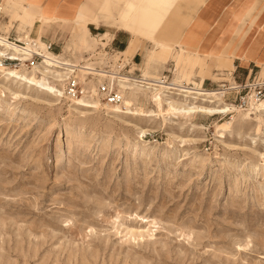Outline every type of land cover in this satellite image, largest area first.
Here are the masks:
<instances>
[{"label": "rangeland", "instance_id": "1", "mask_svg": "<svg viewBox=\"0 0 264 264\" xmlns=\"http://www.w3.org/2000/svg\"><path fill=\"white\" fill-rule=\"evenodd\" d=\"M101 2L87 5L96 21L60 23L57 42L45 33L27 37L22 7L0 2V37L36 45L32 56H40L4 63L15 60L8 51L0 66L45 76L62 93H42L0 72V264H264V113L253 109V95L244 107L230 90L246 80L236 82L227 49L217 56L186 53L180 44L205 0H152L146 10L139 0ZM128 2L135 7L126 24L138 30V42L125 54L110 43L109 32L92 34L89 23L123 31ZM71 4L76 8L80 0ZM139 49L144 62H136ZM47 53L71 66L43 75ZM108 65L114 73L142 74L119 80L126 90L121 104L103 103L94 85L87 95L69 97L66 76L79 69L85 79ZM170 68V81L161 83ZM179 86L224 92L213 106L237 110L170 114L165 121L112 113L126 111V100L133 111H156L158 92L165 107L211 99L186 97ZM75 100L99 107L86 110Z\"/></svg>", "mask_w": 264, "mask_h": 264}, {"label": "crops", "instance_id": "2", "mask_svg": "<svg viewBox=\"0 0 264 264\" xmlns=\"http://www.w3.org/2000/svg\"><path fill=\"white\" fill-rule=\"evenodd\" d=\"M2 1L5 0H0ZM72 1L15 0L23 9V21L30 28L27 37H30L32 33H36L39 37L45 33L48 34L47 39L57 42L55 35L60 30V23L66 24L73 20L76 24H86L90 20L98 19V16L89 17L90 10L87 5L90 0H80L76 8H73ZM104 1L102 0L101 5ZM212 1L205 0L197 8L192 21L183 30L180 44L187 51L186 53L199 51L205 55L217 56L227 49L232 56L230 60L235 68L236 82H244L254 77L264 79V0H221L218 7L216 5L212 7ZM23 2L26 5H23ZM139 3H141L140 8L146 10L152 5V0H139ZM134 7V3L128 2V10L123 12V31L112 28L102 31L94 23H89L91 33L93 34L94 30H100L98 35L109 32L111 34L110 43L117 50L122 51L121 53L128 50L131 45L137 46L138 30H130L126 24L129 22V17L131 18V11ZM207 8H209L210 15L205 14ZM127 32L133 33V42L132 39H128ZM109 34L105 33L102 36L106 37ZM156 42L158 46V43L162 42L168 45L161 39H157ZM135 57L136 62H140L141 57H143L142 61L145 60L141 49L137 51Z\"/></svg>", "mask_w": 264, "mask_h": 264}, {"label": "bare ground", "instance_id": "3", "mask_svg": "<svg viewBox=\"0 0 264 264\" xmlns=\"http://www.w3.org/2000/svg\"><path fill=\"white\" fill-rule=\"evenodd\" d=\"M135 38H137V36ZM132 42H133V39H132ZM36 44H37V42H36ZM156 44H157V42H156ZM158 44H159V47L161 46L160 48H162L163 50L168 48V45L163 44V42L158 43ZM39 45H40V48L45 50L46 46L43 42L40 41ZM136 45H137V43H136ZM129 47L130 48L123 53L126 54L128 52L133 51L136 48L135 45H131ZM34 48H36V45L35 46L29 45L27 48H24V47H21L15 43L7 41L3 37L2 38L0 37V56L1 57L5 56V53H7L8 51H11V52H13V54H11V55H13V58L15 60L26 61L27 58L29 56H32V54L34 53ZM35 55H39V54H35ZM19 57H21V58H19ZM43 58H44L43 63H44V67L46 70V72H41L43 75L46 74L47 71L49 69H52V68L63 69L66 66H69V67L71 66L68 62L61 61L60 58H56L49 53L44 54ZM0 72L4 73V75L7 76L8 78L12 77L13 79L15 78V79L19 80L20 82L27 84L28 85L27 87H36L42 93H47V94L52 95L54 97H58V96L60 97L62 95V93L60 91L55 89L51 85V83L46 80L45 76H43L42 78H37L35 75L27 76V74L26 75L19 74V73L14 72V70H10V69H7V68L1 67V66H0ZM56 72H57V76H60L59 71H56ZM123 80L131 81L132 79L126 78ZM140 81H142V80H140ZM135 82H137V80ZM179 88H180L179 92L184 93L186 97L196 95V96H203V97L207 96V97L211 98L210 100L207 101V103L209 105L208 104H202V105L195 104L193 106H184V107L182 106L180 108H177L173 104H169L168 107H165L163 104V100L160 96L161 93L158 92V93L154 94V96H153V102L155 104L156 111H150V112H146V113L133 111L132 107H133L134 103L131 100H126L125 101V105L127 107L126 111L123 112L120 109H115L112 111V113H114L115 115H118V113L129 114V115L141 116L144 118L159 117V118H162L163 121H165V115H170V114H173L174 117L175 116L191 117L193 114L195 115V113H197V112L207 113L210 115H218V114H225V113H228L230 111H236L237 110L232 105H226L223 108H218L216 106H213L216 103V101L220 100V98L223 96L224 92H212V91H206L203 89L200 90V89H195V88H190V87H185V86H179ZM169 89H172V88L169 87ZM203 100L206 101V99H203ZM74 103L77 106L83 107V109H86V110L97 109L99 107L98 103L87 102L85 100H75ZM252 105L254 107L253 109H255L256 112L264 113V99L257 101V102L255 101L254 104H252ZM249 115H251V114H249ZM261 126H263V125L261 124ZM63 127L65 129H69L68 126H63ZM144 132H145L144 129L140 130L139 138L141 135L144 134ZM219 135H221L220 137L224 136L223 134H219Z\"/></svg>", "mask_w": 264, "mask_h": 264}, {"label": "built area", "instance_id": "4", "mask_svg": "<svg viewBox=\"0 0 264 264\" xmlns=\"http://www.w3.org/2000/svg\"><path fill=\"white\" fill-rule=\"evenodd\" d=\"M8 39L11 40L10 38ZM11 42L26 46L24 43H21L22 41L16 38H14ZM47 45L48 49L52 51L53 44L51 42H47ZM35 57L40 56L34 54L31 59ZM8 61L17 60L8 58L5 59L4 63ZM78 73H81V71H79V69H75L73 73L66 76L65 90L69 97H82L87 95L89 94L92 85H94L95 91L99 94L103 103L108 105L121 104L125 98L124 92L126 90L124 91L123 87L120 85V79H134L142 76V74H139V77H135V74L131 73L129 69L124 72L120 69L118 73H114L109 65L103 71L100 67H96L92 71L90 70L86 75H84L85 79H81ZM170 73L171 69L164 72L159 81L161 83H168L170 81ZM237 86L238 87L236 88H230V90H236V100H238L239 105L241 106H248L250 95H253L258 101L264 98V79L254 77L251 80H246L245 83L237 84Z\"/></svg>", "mask_w": 264, "mask_h": 264}, {"label": "trees", "instance_id": "5", "mask_svg": "<svg viewBox=\"0 0 264 264\" xmlns=\"http://www.w3.org/2000/svg\"><path fill=\"white\" fill-rule=\"evenodd\" d=\"M124 51V50H123Z\"/></svg>", "mask_w": 264, "mask_h": 264}]
</instances>
